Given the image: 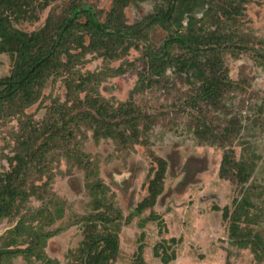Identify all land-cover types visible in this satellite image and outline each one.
Returning <instances> with one entry per match:
<instances>
[{
    "label": "rangeland",
    "instance_id": "1",
    "mask_svg": "<svg viewBox=\"0 0 264 264\" xmlns=\"http://www.w3.org/2000/svg\"><path fill=\"white\" fill-rule=\"evenodd\" d=\"M77 1L91 6L101 20L113 4ZM69 3L50 0L35 10V19L14 24L32 32L48 17L62 14ZM158 3H128L123 9L125 22H137ZM241 6L242 14L229 23L241 36L242 48L230 47L222 56L233 87L217 95L216 101L197 97L199 82H186L184 74L171 69L164 78L146 80L153 83L145 86L139 79L146 68L140 45L116 59L95 52L78 55L69 69L46 80L25 114L0 120L1 178L11 167L9 160L25 125L38 128L62 122L82 108L77 101L86 94L99 95L114 107L128 104L142 117L140 138L126 144L95 137L85 122L68 124L75 137L48 153L47 171L35 181L39 185L46 181L45 188H39L41 196H31L20 214L0 218V247L5 243L25 247L29 228H35L44 238L37 249L44 259L17 255L7 264H77L76 249L92 225L85 218L96 212L116 217L119 247L113 264H264V0H245ZM164 36L160 28L154 29L151 43L158 45ZM11 65V55L0 45V77ZM120 68L124 71L116 73ZM88 72L97 79L86 89H68V83L77 84ZM205 128L211 133L207 137L202 136ZM224 128L231 129L227 137ZM224 153L241 163L245 182L243 175H235L236 166L220 174ZM157 156L166 160L162 191L151 207L137 214ZM22 214L28 216L23 232L9 233ZM234 224L239 230L232 233ZM47 232L52 234L46 237ZM238 232L245 235L234 236ZM155 250L175 257L164 263Z\"/></svg>",
    "mask_w": 264,
    "mask_h": 264
},
{
    "label": "trees",
    "instance_id": "2",
    "mask_svg": "<svg viewBox=\"0 0 264 264\" xmlns=\"http://www.w3.org/2000/svg\"><path fill=\"white\" fill-rule=\"evenodd\" d=\"M49 1L0 0V45L12 57L9 73L0 77V120L25 114V109L40 97L46 80L63 69H69L78 55L87 52L116 59L130 48L142 45L145 54L142 60L146 68L140 72L141 83L150 86L153 82L146 80L164 78L167 70L171 69L172 73L184 74L186 82H199L197 97L207 101H216L217 95L233 87L222 56L230 47L242 48L239 45L241 36L229 22L242 14L241 4L245 0H160L151 12L131 24L125 22L123 9L128 3L138 0H112V7L104 20L91 6L70 0L67 10L48 17L37 30L26 32L14 24L35 19V10L45 7ZM208 19H213V22L206 23ZM157 28L165 32L158 45L151 43L150 37ZM74 49H79V52ZM123 71L124 68L115 70L116 73ZM95 79L96 74L88 72L80 82L73 86L68 83L67 86L69 90L81 91ZM77 102V106L82 108L60 123L48 122L38 128L25 125V133L9 160L11 167L0 178V218L20 214L31 196H41L39 188L44 189L46 181L40 185L35 181L47 171L48 153L61 147V141L75 137L69 123L78 125L79 121L85 122L93 129L95 137H108L123 144L140 138L138 123L142 117L133 114L130 105L114 107L99 95L89 94ZM191 103L194 106V101ZM209 131L205 128L202 136L210 135ZM224 132L227 137L231 129L224 128ZM155 161L156 169L148 181L147 195L136 206L137 214L151 207L162 191L166 160L157 156ZM233 166L237 167L235 175H243L241 181L245 182L247 176L241 163L224 153L220 174H227ZM34 173L35 178H32ZM26 216L22 214L8 232L21 234ZM237 217L235 215L234 220ZM85 219L92 225L87 227L76 249L77 264H113L119 247L116 217L96 212ZM235 230H239L236 225L232 233ZM28 233L25 247H13L11 243L0 247V264H7L9 258L17 255H35L44 259L37 250L44 241L42 233L35 228H29ZM51 234L47 232L45 235ZM238 235L241 237L245 233L238 232L234 236ZM154 253L164 263L175 257L174 253L159 255L156 250ZM45 259L49 261V258ZM139 259H142L141 253Z\"/></svg>",
    "mask_w": 264,
    "mask_h": 264
}]
</instances>
